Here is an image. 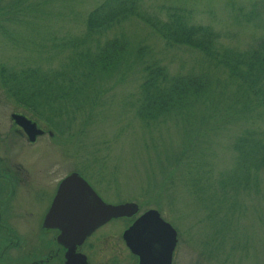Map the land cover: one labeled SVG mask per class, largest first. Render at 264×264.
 <instances>
[{"label":"rangeland","instance_id":"374dc122","mask_svg":"<svg viewBox=\"0 0 264 264\" xmlns=\"http://www.w3.org/2000/svg\"><path fill=\"white\" fill-rule=\"evenodd\" d=\"M100 1L29 0L36 10L40 7L44 13L31 22L25 16L23 24L2 21L13 34L7 36L0 31V65L58 68L67 51L55 50L53 43L82 35L88 12ZM12 2L0 0L2 6ZM166 7L183 8L190 24L208 26L217 35L218 47L246 50L264 38V0H143L141 11L165 18ZM239 10L249 15L253 12L254 18L246 21ZM120 28L135 46L147 45L172 74L198 71L209 60L197 49L166 44L138 18L127 19ZM113 31L106 36L114 35ZM140 68L133 67V74L123 82L116 83L114 79L107 82V91L95 104L88 122L85 116L78 117L68 131L60 124L59 131L51 129L52 136H39L32 145L17 133L9 132L10 115L28 116L44 129L50 130L49 125L19 106L0 85V131L9 132V139L14 141L10 155L15 161L21 160L22 154L24 163L30 155L38 186L47 184L54 189L59 180L77 171L107 201L147 199V204H159L167 210L171 205L178 225L194 227L200 235H207L213 243L211 249L225 259V264H264V169L252 172L256 186L251 183L247 189L233 193L234 196L222 195L219 185L238 171L240 174L232 144L250 124L238 121L213 131L202 124V129L196 128L200 124L196 121L192 134L197 136L199 131L203 134L197 137L201 147L193 151L200 153L197 166L189 163L185 167L188 160L174 162L172 155L183 151L186 138L181 125L167 121L165 126L147 129L131 106L139 95ZM253 125L264 130V119L258 118ZM176 164L179 165L173 171ZM42 186L41 191H32L24 204L29 223H38L47 204L48 189ZM213 208L219 213L212 214Z\"/></svg>","mask_w":264,"mask_h":264},{"label":"trees","instance_id":"16d2710c","mask_svg":"<svg viewBox=\"0 0 264 264\" xmlns=\"http://www.w3.org/2000/svg\"><path fill=\"white\" fill-rule=\"evenodd\" d=\"M142 3L143 0L100 1L88 12L82 35L53 43L55 50L67 51L58 68L0 65V85L19 106L48 124L50 130L59 131L61 124L68 131L78 117L85 116L89 121L95 104L107 91V82L125 81L138 65L142 78L138 98L131 106L147 129L165 126L167 121L181 125L186 137L184 148L172 155L173 161L188 160L185 167L189 163L197 166L200 153L193 151L201 147L197 137L203 134H192L196 121H200L196 128L203 126L213 131L230 123L248 122L250 126H245L232 144L240 174L238 171L220 182V193L234 196L240 188L247 189L251 183L256 186L252 172L264 169V130L253 127L258 118L264 119V38L246 50L218 47L214 31L206 25L190 24L183 8L166 7V17L159 18L143 13ZM38 9L29 0L0 4V31L11 36L13 33L2 21L23 24L26 16L31 22L44 13ZM239 14L242 16L243 12ZM252 15L253 12L244 13L243 18L251 21ZM130 18L146 23L166 44L185 45L203 52L209 59L207 64L198 71L170 73L147 45L135 46L126 37L120 27ZM112 30L114 35L106 36ZM211 213L219 212L213 208Z\"/></svg>","mask_w":264,"mask_h":264},{"label":"flooded vegetation","instance_id":"af4514ba","mask_svg":"<svg viewBox=\"0 0 264 264\" xmlns=\"http://www.w3.org/2000/svg\"><path fill=\"white\" fill-rule=\"evenodd\" d=\"M11 115L14 128L11 125L9 132L24 137L28 145L39 136L53 134L36 122L43 133L29 140ZM9 132L0 131V264H225V259L211 249L213 243L207 235H200L194 227L178 225L176 211L171 205L167 210L159 204H147V199L107 201L82 175L104 203L129 202L135 204V209L111 216L94 228L90 226L94 220L90 210L86 211L83 220L75 218L77 211L62 208L47 217L65 177L54 189L47 184H44L47 187L38 186L34 182L30 155L25 163L22 154L21 160L16 158L15 161L10 155L14 141L9 139ZM40 186L48 189V201L37 218L38 223H29L24 204L32 191L42 190ZM87 204L94 205L92 202ZM137 222L141 225L134 227Z\"/></svg>","mask_w":264,"mask_h":264},{"label":"water","instance_id":"95a60500","mask_svg":"<svg viewBox=\"0 0 264 264\" xmlns=\"http://www.w3.org/2000/svg\"><path fill=\"white\" fill-rule=\"evenodd\" d=\"M11 117L24 129L29 140H34L37 135L43 133V130L38 128L34 121L26 118L23 114L12 113ZM90 202L94 203L92 207L87 204ZM61 208L77 211L78 216L75 218L80 217L82 220L85 218L87 210L92 211L94 220L93 225L90 226L94 228L111 216L122 215L128 209H135V204L129 202L116 205L104 203L78 172H72L61 181L47 217L51 215L52 211ZM69 219L74 220V217H69ZM160 221L164 223L163 220L160 219ZM140 225L141 222H137L134 227Z\"/></svg>","mask_w":264,"mask_h":264}]
</instances>
